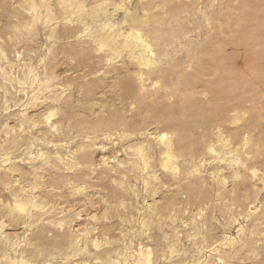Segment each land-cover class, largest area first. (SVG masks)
I'll return each mask as SVG.
<instances>
[{"label": "rangeland", "instance_id": "obj_1", "mask_svg": "<svg viewBox=\"0 0 264 264\" xmlns=\"http://www.w3.org/2000/svg\"><path fill=\"white\" fill-rule=\"evenodd\" d=\"M0 264H264V0H0Z\"/></svg>", "mask_w": 264, "mask_h": 264}]
</instances>
